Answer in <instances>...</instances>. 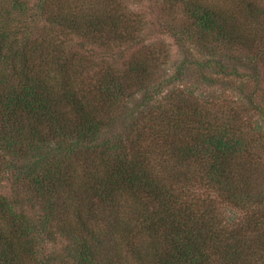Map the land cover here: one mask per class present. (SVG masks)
<instances>
[{
	"label": "trees",
	"instance_id": "obj_1",
	"mask_svg": "<svg viewBox=\"0 0 264 264\" xmlns=\"http://www.w3.org/2000/svg\"><path fill=\"white\" fill-rule=\"evenodd\" d=\"M125 1L0 0V175L21 183L0 193V264H264L262 127L192 91L155 99L231 68L264 118V0H132L172 19L186 57L163 81Z\"/></svg>",
	"mask_w": 264,
	"mask_h": 264
},
{
	"label": "rangeland",
	"instance_id": "obj_2",
	"mask_svg": "<svg viewBox=\"0 0 264 264\" xmlns=\"http://www.w3.org/2000/svg\"><path fill=\"white\" fill-rule=\"evenodd\" d=\"M36 1V0H33ZM124 1V0H123ZM127 2V3H126ZM129 9H133L136 12H141L149 23V29L146 32V38L148 44H159L160 47L165 48V66L158 75V80L163 81L166 79H172L179 65L186 57L181 48L176 44V41L171 36L167 27L172 25V19L169 21L165 18L159 9L149 1H142L136 3L135 1H125ZM203 58V59H202ZM199 60H204L203 56L198 57ZM228 63V62H227ZM232 69L224 70L222 73H217L216 69H200L199 67H191L186 69L181 78L174 82H167L163 84V87L159 90L160 94L156 95L155 99L158 102L166 99L172 89H178L184 94H188L191 91L197 98H210L215 101H226L230 104L232 109L241 113L244 119L253 120L262 127L264 133V118L260 114L259 99L256 95L252 94V86L248 84L244 79L237 76L230 75ZM161 79V80H160ZM204 79V80H203ZM158 81V82H159ZM157 82V83H158ZM159 85H156L158 87ZM169 93V94H168ZM168 94V95H167ZM141 98V97H140ZM253 102H250V100ZM261 106V107H260ZM0 193H6L15 191V188L19 185H15L13 177L6 176V174L0 175ZM24 189H22L23 191ZM20 191V189H19ZM213 191V190H212ZM206 187L199 188L196 191V196L202 199L213 198V193ZM243 215L242 211L231 210L228 211V216L232 218L240 217ZM62 243L49 242L44 248V252L48 254L55 249H59ZM56 250V251H57Z\"/></svg>",
	"mask_w": 264,
	"mask_h": 264
}]
</instances>
